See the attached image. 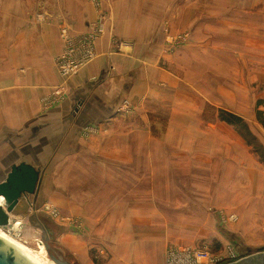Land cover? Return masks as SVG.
Here are the masks:
<instances>
[{
    "label": "rangeland",
    "instance_id": "1",
    "mask_svg": "<svg viewBox=\"0 0 264 264\" xmlns=\"http://www.w3.org/2000/svg\"><path fill=\"white\" fill-rule=\"evenodd\" d=\"M102 1L89 0L96 14L87 25L104 13L105 33ZM185 3L193 15H161L153 32L168 53L157 95L146 90L148 99L103 127L102 141L39 160L36 192L12 212L6 228L18 222L15 238L43 244L54 263L51 255L71 264H164L170 247L208 251L224 257L220 264L247 255L228 238L239 217L231 186L240 183L239 144L264 156V0ZM113 39L117 49L125 43ZM247 114V133L228 122Z\"/></svg>",
    "mask_w": 264,
    "mask_h": 264
},
{
    "label": "crops",
    "instance_id": "2",
    "mask_svg": "<svg viewBox=\"0 0 264 264\" xmlns=\"http://www.w3.org/2000/svg\"><path fill=\"white\" fill-rule=\"evenodd\" d=\"M102 3L110 25L97 41V57L63 80L54 63L62 48L59 22L65 19L75 32L84 31L95 18L93 4L89 0H0V181L21 160L39 166V160L49 154L78 152L89 140L100 141L104 126L113 127L142 95L155 97L159 80H168L167 70L159 65L168 53L153 32L159 16L193 15L192 7L185 0ZM113 37L125 43L117 49ZM59 87L62 94L55 93ZM248 114L246 122L242 115L238 124L228 122L246 126L247 133L252 119ZM110 136L116 139L114 133ZM239 148L233 160L241 165L240 183L231 186L233 192L239 189L232 204L239 217L228 238L239 240L236 251L248 256L252 248L256 249L252 254L264 252V156L248 152L243 144Z\"/></svg>",
    "mask_w": 264,
    "mask_h": 264
},
{
    "label": "built area",
    "instance_id": "3",
    "mask_svg": "<svg viewBox=\"0 0 264 264\" xmlns=\"http://www.w3.org/2000/svg\"><path fill=\"white\" fill-rule=\"evenodd\" d=\"M104 20L105 15L102 13L98 15L96 20L88 24L84 31L75 33L71 32L67 24L59 26L62 48L55 56L54 63L63 80L77 73L82 67L97 57L96 44L104 34ZM56 89V94H62V87ZM8 225L2 228L6 230L7 234L18 237L17 230H15L19 225L18 222L16 226L13 224L10 229L6 228ZM223 259L224 257L222 256H212L208 251L170 247L166 253L164 264H220Z\"/></svg>",
    "mask_w": 264,
    "mask_h": 264
},
{
    "label": "water",
    "instance_id": "4",
    "mask_svg": "<svg viewBox=\"0 0 264 264\" xmlns=\"http://www.w3.org/2000/svg\"><path fill=\"white\" fill-rule=\"evenodd\" d=\"M41 169L25 160L14 163L5 178L0 181V227L8 225L11 214L26 194H34L40 179ZM51 258L57 264H71L67 261ZM0 264H36L20 250L0 238ZM227 264H264V252L250 254Z\"/></svg>",
    "mask_w": 264,
    "mask_h": 264
},
{
    "label": "bare ground",
    "instance_id": "5",
    "mask_svg": "<svg viewBox=\"0 0 264 264\" xmlns=\"http://www.w3.org/2000/svg\"><path fill=\"white\" fill-rule=\"evenodd\" d=\"M0 203H3V198L0 197ZM0 238L20 250L24 255L30 258L36 264H56L53 261L49 260L45 254V246L43 244H39L38 249H32L25 244L18 241L15 237L10 236L2 229H0Z\"/></svg>",
    "mask_w": 264,
    "mask_h": 264
}]
</instances>
